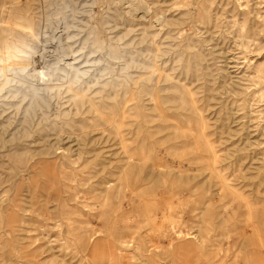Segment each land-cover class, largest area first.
Returning a JSON list of instances; mask_svg holds the SVG:
<instances>
[{
	"label": "rangeland",
	"instance_id": "1",
	"mask_svg": "<svg viewBox=\"0 0 264 264\" xmlns=\"http://www.w3.org/2000/svg\"><path fill=\"white\" fill-rule=\"evenodd\" d=\"M1 7L34 53L1 106L0 264H181L180 243L196 264H264V0Z\"/></svg>",
	"mask_w": 264,
	"mask_h": 264
},
{
	"label": "bare ground",
	"instance_id": "2",
	"mask_svg": "<svg viewBox=\"0 0 264 264\" xmlns=\"http://www.w3.org/2000/svg\"><path fill=\"white\" fill-rule=\"evenodd\" d=\"M134 1V0H133ZM136 3V2H135ZM139 3V2H138ZM132 5V4H131ZM140 6V5H139ZM5 7V6H4ZM11 7V6H10ZM120 7V6H119ZM132 7V6H131ZM122 8V7H121ZM104 9V8H103ZM130 9V8H129ZM139 9L136 7V10ZM143 9V8H142ZM9 11V10H8ZM10 12V11H9ZM94 12V11H93ZM130 12V11H129ZM138 12V11H137ZM4 8L1 7L0 8V22H2L4 24L5 20L7 21V19H4L2 17H4ZM19 13V12H18ZM136 13V12H134ZM7 14V13H6ZM17 14V13H16ZM26 15V14H25ZM13 16V15H12ZM7 18V17H6ZM19 18V17H18ZM27 20V19H26ZM29 20V19H28ZM27 20V21H28ZM57 20V19H56ZM29 22V21H28ZM161 23V22H160ZM49 26V25H48ZM68 27V26H67ZM5 27H3L2 24H0V125H2L1 123H4L7 121V119L5 120V117L3 116V113L5 111H2V107L1 106H7L8 103L7 101L9 100V96H10V93H11V90L10 88H17L19 86H23L22 84V77H24V74L28 72L29 70V67H31V55L34 53V50H32V48L29 47V45H25L24 43L23 44H20V43H15V42H10L8 39L5 38V34L8 32V30H5L4 29ZM27 29V28H26ZM27 31V30H26ZM56 34V33H55ZM40 32H37L36 31H29L28 33V37L31 39V41L33 42V44H38L40 42ZM64 38V37H62ZM66 38V37H65ZM68 38V37H67ZM59 39V38H58ZM61 39V38H60ZM53 46V45H51ZM66 47V46H65ZM37 51V50H36ZM69 55V54H68ZM49 56V55H48ZM47 56V57H48ZM35 57V56H34ZM36 58V57H35ZM52 58V56H51ZM79 58V57H78ZM81 58V57H80ZM84 59V57H83ZM78 60V59H77ZM33 61V60H32ZM31 62V63H30ZM35 62V61H34ZM65 62V61H64ZM70 63V62H69ZM38 64V63H37ZM67 64V63H66ZM36 65V64H35ZM65 65V64H64ZM40 67V64L39 65H36L35 68H39ZM33 71V70H32ZM63 71V70H62ZM65 71V70H64ZM77 71V70H76ZM82 72V71H81ZM37 74V73H36ZM40 74V79L41 81H45L47 78V74L42 71ZM38 75V74H37ZM63 80V79H62ZM26 81V80H25ZM26 84V83H25ZM30 84V83H29ZM43 84V83H42ZM45 84V82H44ZM43 84V85H44ZM86 84V82H85ZM91 84V83H90ZM13 85H15L13 87ZM27 85V84H26ZM37 85V84H36ZM81 86V85H80ZM37 87V86H36ZM51 87V86H50ZM45 88V87H44ZM48 88V87H47ZM54 88V87H53ZM69 88V87H68ZM80 88V87H79ZM27 90V89H26ZM15 91V90H14ZM13 91V92H14ZM21 91V90H20ZM23 91V90H22ZM50 91V90H49ZM53 91V90H52ZM80 91V90H79ZM101 92L103 90H100ZM99 91V92H100ZM37 92V91H36ZM35 92V93H36ZM44 92V91H43ZM84 92V91H83ZM21 93V92H20ZM46 93V92H45ZM55 93V92H54ZM12 94V93H11ZM63 94V92H62ZM78 94V93H77ZM76 94V98H78V95ZM22 95V94H21ZM48 95V94H47ZM81 95V94H80ZM13 96V95H11ZM17 96V95H16ZM20 96V95H19ZM27 96V95H26ZM41 98V96H38ZM45 97V96H44ZM15 98V97H14ZM70 98V97H69ZM73 98V97H72ZM53 99V98H52ZM18 100V98H17ZM22 102H24L26 100V97L25 96H22V98L19 99ZM71 100V98H70ZM127 100V99H126ZM42 101V100H41ZM89 100H86L85 98H80L78 99V101L76 102V109L77 111H80V112H83L85 111V109H88L87 108V105L89 104L88 102ZM39 102V101H38ZM47 102V103H46ZM92 102V101H91ZM34 103V102H33ZM42 103V102H41ZM43 103H46V105H48V98L47 100H43ZM127 103V102H126ZM39 104V103H38ZM37 104V105H38ZM128 104V103H127ZM122 107V105H119ZM126 106V105H125ZM91 108L90 110L88 111H91L93 109H95L94 107H89ZM123 108V107H122ZM195 108V107H194ZM22 114L24 115L22 118H20V121H19V124L23 126V124H26L27 123V118L25 117L26 113L30 112L31 110L34 112L35 111V107L30 103H26L23 107H22ZM181 109V108H179ZM79 112V113H80ZM191 112V110H190ZM36 113V112H35ZM89 113V112H88ZM87 113V114H88ZM194 113V112H193ZM78 114V113H77ZM197 114V113H196ZM194 113V115H196ZM9 116V115H8ZM7 118V117H6ZM106 118V117H105ZM9 119L10 117H8V122L9 123ZM4 120V121H3ZM3 121V122H2ZM104 122V121H103ZM106 123V122H105ZM109 124H111V122L108 121ZM120 127V126H119ZM3 128H7L6 126H1V129H0V133H6ZM8 129V128H7ZM28 130V129H27ZM138 132V131H137ZM27 133V132H26ZM123 135V134H122ZM154 135V134H153ZM149 137V136H148ZM147 137V138H148ZM36 138V137H35ZM145 138V137H144ZM0 139L1 141H12L13 139L12 138H9V137H5L3 134L0 135ZM123 139V138H122ZM145 140V139H144ZM148 140V139H147ZM158 142V141H156ZM161 142V141H160ZM155 145V144H154ZM161 145V143H160ZM163 145V144H162ZM155 148V147H154ZM172 149H170V152H171ZM174 151V150H173ZM214 151V149H213ZM212 151V153H213ZM34 152L36 153H39L40 151L39 150H33L32 153L34 154ZM169 152V153H170ZM131 155V154H130ZM147 160V159H146ZM150 160V159H149ZM182 160V159H181ZM137 163V162H136ZM195 164V163H194ZM54 168V167H53ZM104 168V167H103ZM168 168V167H167ZM174 168V167H173ZM17 169V168H15ZM179 169V168H178ZM209 170V169H208ZM118 171V170H117ZM180 171V170H179ZM203 171V170H202ZM218 171V170H217ZM183 172V171H182ZM199 172V171H198ZM42 173V171H41ZM55 175V172L53 173ZM222 174V173H221ZM42 175V174H41ZM243 175V174H242ZM224 176V175H223ZM261 176V175H260ZM19 177V176H18ZM226 178V177H224ZM229 187V186H228ZM32 188L34 190V192H36L37 190H40L41 188L46 190V195H44L45 197L43 198L45 201L46 204H48L51 200V195L49 192V190L45 189L44 187H41V185L39 184L38 180H35L34 179V184L32 185ZM109 188V187H108ZM4 192V189H3V186H2V183L0 182V196L3 194ZM136 192V191H135ZM139 192V191H137ZM136 192V193H137ZM135 194V193H134ZM43 197V196H41ZM149 198V197H148ZM243 198V197H242ZM126 200V199H125ZM247 200V199H246ZM121 201V200H120ZM129 203V202H128ZM254 205V204H253ZM104 206V205H103ZM161 207V205H158ZM251 208V207H250ZM3 210V209H2ZM36 210V209H35ZM34 210V211H35ZM4 213V210L2 211ZM250 214V213H248ZM102 215H105V214H102ZM247 216V215H246ZM4 217L6 219V221H11L12 217H10V215L4 214ZM60 220H63L64 218H62L61 216H59ZM247 218V217H246ZM258 218V217H257ZM135 221V220H134ZM171 221V219H170ZM250 226V225H249ZM129 227V226H128ZM248 227V226H247ZM172 228V227H171ZM173 229V228H172ZM172 232V231H171ZM174 233V232H173ZM189 233V232H188ZM166 234V233H165ZM164 234V235H165ZM192 234V233H191ZM182 235V234H181ZM180 235V236H181ZM184 235V234H183ZM195 235V233H194ZM209 235V234H208ZM207 235V236H208ZM185 236V235H184ZM187 236V235H186ZM189 236V235H188ZM178 237V235H177ZM191 237V236H190ZM188 238V237H187ZM190 239V238H189ZM120 241V240H119ZM128 243V242H127ZM152 243V242H151ZM204 243V242H203ZM202 243V244H203ZM167 244V243H166ZM204 245V244H203ZM124 246V245H122ZM160 246V245H159ZM164 246V245H163ZM174 246V245H173ZM201 246V245H200ZM155 247V246H154ZM165 247V246H164ZM160 248V247H159ZM120 249V248H119ZM162 249V248H160ZM190 251V246H187L186 243H180L178 245H176V247H173L171 248V250H168L166 253H169L172 257V259H179L181 264H196V261L192 262V261H188L187 257H186V260L183 258V254L185 253V251ZM120 253V252H119ZM193 259H195V257H193Z\"/></svg>",
	"mask_w": 264,
	"mask_h": 264
}]
</instances>
